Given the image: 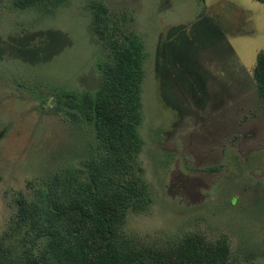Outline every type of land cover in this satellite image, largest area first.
I'll return each instance as SVG.
<instances>
[{
    "label": "rangeland",
    "instance_id": "rangeland-1",
    "mask_svg": "<svg viewBox=\"0 0 264 264\" xmlns=\"http://www.w3.org/2000/svg\"><path fill=\"white\" fill-rule=\"evenodd\" d=\"M89 1L44 13L0 0V236L20 195L80 165L95 141L93 125L56 110L63 92L99 85L105 53ZM98 1L133 18L147 52L139 163L151 203L128 214L126 235L149 245L226 236L234 261L264 264V102L253 78L264 2ZM166 40L160 52L176 70L163 64L159 75Z\"/></svg>",
    "mask_w": 264,
    "mask_h": 264
},
{
    "label": "trees",
    "instance_id": "trees-1",
    "mask_svg": "<svg viewBox=\"0 0 264 264\" xmlns=\"http://www.w3.org/2000/svg\"><path fill=\"white\" fill-rule=\"evenodd\" d=\"M66 1L12 0V6L50 13ZM87 7L105 53L97 64L99 85L63 92L56 110L93 125L95 141L80 165L62 168L31 198L20 195L16 217L0 236V264H241L232 259L226 236L213 240L188 232L149 245L126 235L128 214L151 203L139 163L147 52L128 13H115L98 0H90ZM164 43L159 47V75L163 64H170L160 52ZM253 78L264 102V51L258 54Z\"/></svg>",
    "mask_w": 264,
    "mask_h": 264
}]
</instances>
